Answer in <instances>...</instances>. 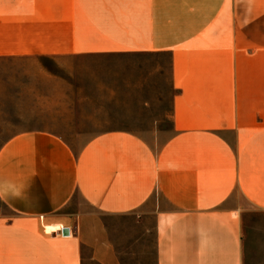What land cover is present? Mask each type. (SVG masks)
<instances>
[{"label": "crops", "instance_id": "crops-1", "mask_svg": "<svg viewBox=\"0 0 264 264\" xmlns=\"http://www.w3.org/2000/svg\"><path fill=\"white\" fill-rule=\"evenodd\" d=\"M214 20L194 0H0V58L168 53L173 91L168 129L74 145L35 129L1 144L13 216H0V264H126L127 247L155 264H264L243 221L264 211V35Z\"/></svg>", "mask_w": 264, "mask_h": 264}, {"label": "rangeland", "instance_id": "rangeland-1", "mask_svg": "<svg viewBox=\"0 0 264 264\" xmlns=\"http://www.w3.org/2000/svg\"><path fill=\"white\" fill-rule=\"evenodd\" d=\"M194 7L196 16L216 19L211 30L264 35V0H194ZM258 58L264 61V52ZM169 63L168 53L0 58V145L35 129L54 132L72 145L115 128L140 133L168 129L173 96ZM156 65L164 67L161 77L144 71ZM144 138L161 144L168 137ZM0 216H13L1 201ZM106 219L114 225L124 220ZM243 221L246 240L258 250L264 242V211L249 208ZM125 252L130 253L126 264H155L151 248L137 253L127 247Z\"/></svg>", "mask_w": 264, "mask_h": 264}, {"label": "water", "instance_id": "water-1", "mask_svg": "<svg viewBox=\"0 0 264 264\" xmlns=\"http://www.w3.org/2000/svg\"><path fill=\"white\" fill-rule=\"evenodd\" d=\"M63 234L64 235H67L68 234V229L66 228V229H63Z\"/></svg>", "mask_w": 264, "mask_h": 264}]
</instances>
